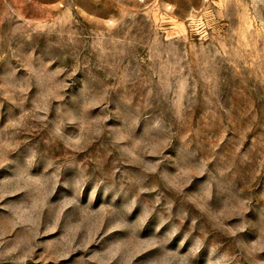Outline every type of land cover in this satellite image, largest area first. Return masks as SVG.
Returning <instances> with one entry per match:
<instances>
[{"label":"rangeland","instance_id":"rangeland-1","mask_svg":"<svg viewBox=\"0 0 264 264\" xmlns=\"http://www.w3.org/2000/svg\"><path fill=\"white\" fill-rule=\"evenodd\" d=\"M0 264H264V0H0Z\"/></svg>","mask_w":264,"mask_h":264}]
</instances>
